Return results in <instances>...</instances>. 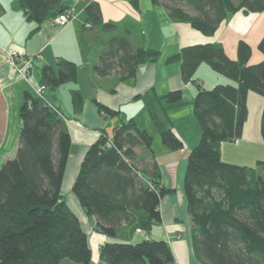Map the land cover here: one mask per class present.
Segmentation results:
<instances>
[{
  "label": "trees",
  "instance_id": "16d2710c",
  "mask_svg": "<svg viewBox=\"0 0 264 264\" xmlns=\"http://www.w3.org/2000/svg\"><path fill=\"white\" fill-rule=\"evenodd\" d=\"M128 1L141 10V0ZM151 1L165 9L172 20L187 22L205 36H213L239 11L264 12V0ZM22 4L37 27L72 9L64 0H23ZM85 16L83 33L89 41L118 29L117 22L104 21L96 1L88 3ZM258 49L264 55V36ZM161 54L143 46L134 48L127 36L112 34L97 54L93 72L97 77L116 75L125 82L136 77L140 65L157 62ZM251 57L252 47L245 40L238 42L235 60L219 42L182 47L166 63L180 64L183 81L197 87L195 97L184 100L182 90L160 96L151 92L144 97L168 149L184 148L174 132L171 110L191 104L201 127L200 140L188 155L184 192L195 250L203 264H264V175L259 171L264 161L250 167L225 162L221 155L223 143L235 142L243 135L249 93L264 97V59L251 65ZM202 64L236 84L205 88L195 78ZM76 79V64L65 59L58 60L57 69L47 65L41 68V85L46 91ZM73 95L78 97V90H73ZM95 103L104 115L120 116V112ZM55 109L62 112L45 98L24 93L16 155L0 166V264H61L65 259L73 264H91L89 236L62 192L72 141ZM1 113L0 99V137ZM261 125L264 138V109ZM153 139L134 120L121 118L112 136L103 132L81 164L73 193L86 214L95 219L96 231L106 237L99 250V259L105 264H175L167 240H114L124 228L130 235L138 231L146 234L162 221L161 202L171 190L161 186L156 162L151 178L140 172L134 151L140 145L153 151Z\"/></svg>",
  "mask_w": 264,
  "mask_h": 264
},
{
  "label": "crops",
  "instance_id": "0c3cea01",
  "mask_svg": "<svg viewBox=\"0 0 264 264\" xmlns=\"http://www.w3.org/2000/svg\"><path fill=\"white\" fill-rule=\"evenodd\" d=\"M22 1L0 0V47L11 46L23 53L26 58L35 61L29 68V80H25L9 66L0 50V99L3 117L1 128L5 126L6 114L14 116L20 114L24 93L26 91L35 93V89L41 84L43 66L57 69L60 58L76 64V81L63 84L54 91L47 90L45 99L66 116L65 123L71 136L72 147L62 192L68 207L79 218L84 231L88 234L89 242L93 234L100 233L96 231L95 219L86 214L73 193L81 164L90 146L103 132L111 136L121 118L134 120L139 128L148 130L154 136L153 151L144 145L134 149L140 172L151 178L156 173L153 170V164L156 162L160 174L159 182L171 192L162 199V221L156 224L158 228L154 225L146 234L138 231L132 235L124 228L121 233L131 239L138 236L137 240L140 241L148 238L167 240L172 248L175 264H203L195 250L193 222L188 214L184 192L188 155L200 140L201 127L198 121L196 122L191 104L187 105L186 115L178 108L173 116L169 117L174 132L184 143V148L179 151L168 149L159 140V132L148 113L144 97L151 92L160 96L176 90L183 91L186 101H191L195 97L197 87L194 83L183 81L180 64L166 63L169 56L185 46L219 42L223 44L227 55L235 60L238 42L245 40L252 47L249 64L261 62L264 55L259 51L258 45L264 36V12L246 14L239 11L225 20L213 36H205L187 22L172 20L165 9L154 6L151 0L149 3L153 14L149 19L148 16L141 14L142 3L141 10L137 11L128 0H64L73 10V19L65 26L47 21L40 27L28 18ZM92 1L100 4L105 22L118 23V29L112 34L127 36L134 48L143 46L159 50L162 53L161 58L155 63L140 65L136 77L132 80L121 82L116 75L97 77L93 72L96 56L104 49V43L112 34H102L94 41H89L85 37L83 33L85 8ZM195 78L205 88H213L218 84H236L206 64L198 68ZM75 89L79 92L78 97L73 95ZM95 101L120 112V116L104 115L99 111ZM247 106L248 118L242 137L235 142L223 143L221 155L225 162L255 167L259 161H264V138L261 130L264 97L250 92ZM20 122L22 127V121ZM154 141H157L161 151L155 150ZM13 156L14 154L9 155L4 163L12 160ZM259 171L264 175V168L260 167ZM96 241L100 250L105 241L101 242L99 238ZM98 264L105 263L99 259Z\"/></svg>",
  "mask_w": 264,
  "mask_h": 264
},
{
  "label": "rangeland",
  "instance_id": "374dc122",
  "mask_svg": "<svg viewBox=\"0 0 264 264\" xmlns=\"http://www.w3.org/2000/svg\"><path fill=\"white\" fill-rule=\"evenodd\" d=\"M141 3H142V13L141 14H143L144 16H148V19H149V16H152V14H153L151 11L152 9L150 8L149 0H143V1L141 0ZM148 19H147V21H148ZM136 31L137 30H135V32ZM144 31L146 32L145 29H144ZM176 110H178V109L171 110L169 112V116H173V114H174V112H176ZM180 111L182 113H184V115H186L187 114V106L182 107L180 109ZM2 121H3V117H2ZM20 121H21L20 120V114L17 116L6 114V117L4 118L5 126L3 125V127L1 128V137H0V166L3 165V163L9 157V155L14 154V156L11 159H13L15 157L16 147L18 145L20 128H21V122ZM196 122H197V120H196ZM154 135H156V132L154 133ZM158 135H159V140H161L159 133H158ZM161 142H162V140H161ZM197 144H198V142L195 145H197ZM154 148L157 152L161 151L160 148H158L157 141H154ZM155 228H158V226L156 225ZM155 230H158V229H155ZM97 236H99V237H97ZM97 238H99V240L101 242L105 241V238L101 234L100 235L93 234V238H92V240H90L91 250H92V248H94L92 250L91 264H98L99 263V244H97L98 243L96 241ZM138 238L139 237L137 236V237L131 239V238H127V237L123 236V234H121V235H118L114 240H117L119 242L137 243L138 241H140V240H137ZM165 238L167 239V237H165ZM61 264H73V263L70 260L65 259L61 262Z\"/></svg>",
  "mask_w": 264,
  "mask_h": 264
},
{
  "label": "built area",
  "instance_id": "2783aa9c",
  "mask_svg": "<svg viewBox=\"0 0 264 264\" xmlns=\"http://www.w3.org/2000/svg\"><path fill=\"white\" fill-rule=\"evenodd\" d=\"M72 19H73V10L71 9V10H68L66 13H63V14L55 17L52 20V22H53V24L58 25V26H65ZM0 50L3 53V55L6 59V62L9 64V66H11L21 78H23L25 80H29V68H31L34 65L35 59L26 58L23 55V53H21L20 51H18L17 49H15L11 46L7 47V48L0 47ZM45 93H46V87L44 85L40 84L35 89V94L40 98H45ZM56 111L61 117L65 116L62 112H60L58 110H56ZM107 146H109V147L112 146V137H111V139L108 140ZM146 182L152 190L159 192L158 188H156L152 182H149L147 180H146ZM139 232H141V231H139ZM104 238H106V237H104Z\"/></svg>",
  "mask_w": 264,
  "mask_h": 264
},
{
  "label": "bare ground",
  "instance_id": "6f19581e",
  "mask_svg": "<svg viewBox=\"0 0 264 264\" xmlns=\"http://www.w3.org/2000/svg\"><path fill=\"white\" fill-rule=\"evenodd\" d=\"M62 118H63V120H64V121H66V117H65V116H64V117H62Z\"/></svg>",
  "mask_w": 264,
  "mask_h": 264
}]
</instances>
